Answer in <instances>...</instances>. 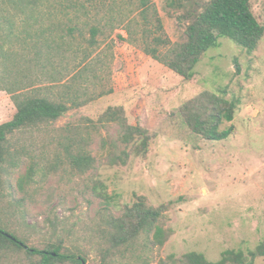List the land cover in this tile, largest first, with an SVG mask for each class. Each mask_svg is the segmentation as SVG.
Masks as SVG:
<instances>
[{"label": "rangeland", "instance_id": "obj_1", "mask_svg": "<svg viewBox=\"0 0 264 264\" xmlns=\"http://www.w3.org/2000/svg\"><path fill=\"white\" fill-rule=\"evenodd\" d=\"M140 1H0V125L16 113L8 91L38 90L78 105L52 126L8 137L0 225L29 248L59 247L68 258L63 264L82 257L84 264H180L188 253L215 263L228 250L248 253L264 241V37L252 53L219 39L188 82L144 53ZM170 1L148 0L164 24L157 36L183 43L181 16L191 7L179 11ZM252 10L264 24V0H253ZM93 27L100 33L90 45ZM222 89L241 99L234 121L222 126H234L235 134L220 142L201 139L180 108L202 92ZM110 107L124 108L129 123L151 135L148 154L131 156L126 166L107 165L110 142L121 131L106 115ZM68 146L74 155L81 147L89 152L95 169L79 173ZM30 168L34 178L21 186ZM95 179L118 205L107 206L92 193ZM136 196L165 207L161 225L169 239L159 247L142 235L130 247L111 249L105 220L121 216ZM39 263L37 255L0 251V264Z\"/></svg>", "mask_w": 264, "mask_h": 264}, {"label": "trees", "instance_id": "obj_2", "mask_svg": "<svg viewBox=\"0 0 264 264\" xmlns=\"http://www.w3.org/2000/svg\"><path fill=\"white\" fill-rule=\"evenodd\" d=\"M15 1V0H0ZM253 0H171L169 6L176 10L191 7L181 20L186 23V40L183 43H173L169 38H163L164 24L158 11L149 5L148 0H141L139 8L144 26L142 37L144 53L155 61L166 65L173 73L185 81H192L196 75L195 69L205 54L218 47L219 39L226 38L234 42L248 53L254 52L264 37V24L259 23L252 10ZM148 18H152L153 25ZM140 23V21H139ZM128 30L129 38L133 32ZM98 28H91L90 45L96 43ZM123 40L122 36H119ZM135 42V41H134ZM133 43V41H132ZM165 49L166 51H162ZM16 107L12 119L0 125V190L2 185V166L10 156L8 137L17 131L29 128L49 127L77 108L70 98L56 101L43 96L38 90L9 92ZM241 106L239 97L228 98L225 89L205 91L187 102L180 108V115L188 129L199 138L207 141H224L235 134V127L222 129L225 123H232L235 114ZM116 120L121 131L117 141H111V151H108L107 165L111 168L126 166L131 156L145 157L148 154L151 135L149 131L132 126L122 107H110L106 113ZM80 143L85 144L84 140ZM125 145L128 151L120 150ZM67 147L68 159L81 174L95 169L96 159L82 147L74 155ZM104 148V147H102ZM35 169L30 168L20 180V185L33 180ZM92 193L107 206L118 205L115 197L108 193V187L99 179L93 180ZM122 215H111L105 220V237L111 249L122 246L130 247L142 235L153 238L154 245L163 247L169 239V233L163 229L161 218L165 207L154 208L146 204L145 197L136 196L132 206L122 207ZM0 251L25 253L29 256H40L39 264H63L66 259L59 247L39 250L29 248L27 241L16 233L0 225ZM264 258V241L253 250L247 252L228 250L218 262H210L198 253L184 255L180 264H256ZM76 264H84L86 258H74Z\"/></svg>", "mask_w": 264, "mask_h": 264}, {"label": "crops", "instance_id": "obj_3", "mask_svg": "<svg viewBox=\"0 0 264 264\" xmlns=\"http://www.w3.org/2000/svg\"><path fill=\"white\" fill-rule=\"evenodd\" d=\"M2 92H4V91H1V90H0V94H2Z\"/></svg>", "mask_w": 264, "mask_h": 264}]
</instances>
